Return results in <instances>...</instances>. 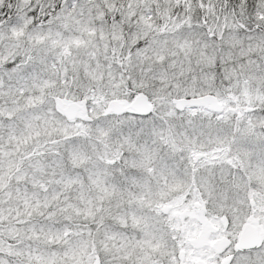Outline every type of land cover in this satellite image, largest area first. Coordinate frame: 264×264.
<instances>
[{
  "label": "snow or ice",
  "instance_id": "obj_1",
  "mask_svg": "<svg viewBox=\"0 0 264 264\" xmlns=\"http://www.w3.org/2000/svg\"><path fill=\"white\" fill-rule=\"evenodd\" d=\"M0 264H264V0H0Z\"/></svg>",
  "mask_w": 264,
  "mask_h": 264
}]
</instances>
